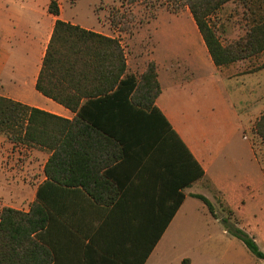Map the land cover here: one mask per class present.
<instances>
[{"label":"trees","instance_id":"obj_1","mask_svg":"<svg viewBox=\"0 0 264 264\" xmlns=\"http://www.w3.org/2000/svg\"><path fill=\"white\" fill-rule=\"evenodd\" d=\"M228 1L235 0L165 2L175 11L185 6L189 9L216 67L264 52V0H236L251 10L248 28L244 36L224 45L210 17ZM48 11L59 15L56 0L50 1ZM256 12L260 15L255 16ZM111 21L117 28L122 17L115 15ZM35 89L75 115L72 119L63 118L0 95V134L13 145L49 153L43 169L46 179L39 184L36 199L29 209L3 206L0 210V264H59L53 235H77L80 231L76 218L81 214V150L88 148L114 154L102 160L100 168L115 163L121 167L132 160L137 168L142 159L166 168L167 185L174 199L158 236L150 241L145 259L184 199L178 187L204 174L154 105L161 91L155 62L150 61L139 77L129 74L125 51L118 38L56 19ZM252 129L264 143V110ZM132 153L142 156L131 157ZM194 196L217 216L208 198L201 194ZM221 223L241 239L257 259L264 260V253L252 237L229 224L227 218H222ZM180 264H190L189 259H183Z\"/></svg>","mask_w":264,"mask_h":264},{"label":"crops","instance_id":"obj_2","mask_svg":"<svg viewBox=\"0 0 264 264\" xmlns=\"http://www.w3.org/2000/svg\"><path fill=\"white\" fill-rule=\"evenodd\" d=\"M50 1L0 0V95L72 119L74 112L35 89L36 78L56 19L95 32L99 29L95 26L97 23L82 21L80 24L63 18L60 5L59 15H53L48 11ZM187 45L191 47L188 52L190 59L200 57L215 71L222 68L207 58L204 48L197 42ZM156 63L161 91L154 105L179 135L204 174L186 186L178 187L184 199L143 259L150 241L158 236L174 199L167 185L166 168L156 167L145 159L137 168H134L133 160V163L128 165L126 162L121 167L115 163L113 167L100 168L102 160L114 156L112 152L91 148L81 150V214L76 218L80 231L77 235H53L56 237L59 264H180L185 258L190 264H244L246 245L225 228L216 232L183 230L186 224L197 219L191 212L201 200L194 194H201L212 201L209 192L199 187L204 188L205 182L211 185L216 182L210 171L214 157L211 142L189 130L181 120L187 101L194 99L198 92V86L193 83L195 77L192 73L181 72L180 65L173 67L170 62L161 60ZM221 75L220 79L227 84L230 80L224 73ZM201 85L206 88L207 82ZM233 90L235 96L245 91L235 86ZM32 149L44 157L41 173L35 174L30 170L26 180L3 176L0 181L1 190L6 191L8 199L15 190L24 187L28 192V206L36 199L39 184L46 179L43 169L49 157L44 150ZM134 155L136 158L142 156L132 153L131 157ZM259 173L262 176L261 168ZM175 190L174 185L173 192ZM204 217L205 223H221L222 219L212 214Z\"/></svg>","mask_w":264,"mask_h":264},{"label":"rangeland","instance_id":"obj_3","mask_svg":"<svg viewBox=\"0 0 264 264\" xmlns=\"http://www.w3.org/2000/svg\"><path fill=\"white\" fill-rule=\"evenodd\" d=\"M56 2L63 18L80 24L82 21L97 23L98 32L118 38L125 51L129 74L139 77L150 61L155 62L157 69L156 62L160 60L170 62L173 67L180 65L179 70L187 75L192 73L198 92L194 99L187 101L181 120L189 130L211 142L214 160L210 171L216 177L215 186L205 182L204 188L199 189L209 192L217 216L227 218L229 224L246 232L264 253V143L252 129L264 110V52L215 71L200 57L190 59L188 56L191 47L187 44L197 42L210 59L186 6L175 11L167 7L166 0ZM250 12L235 0L226 2L212 14L210 18L222 44L244 36ZM115 15L122 17L120 26L125 30L112 25ZM259 15L256 12L255 16ZM221 72L230 80L227 84L220 79ZM202 82H207L206 88L202 87ZM234 86L244 88V94L240 92L235 96ZM43 160L32 148L13 145L0 134V181L3 176L26 180L30 170L40 174ZM23 188L15 190V195L8 199L0 185V210L3 205L29 209L28 192ZM198 203L191 212L197 219L186 224L183 230H223L220 221L204 222V215L211 213L201 201ZM244 264H264V260L257 259L246 247Z\"/></svg>","mask_w":264,"mask_h":264}]
</instances>
